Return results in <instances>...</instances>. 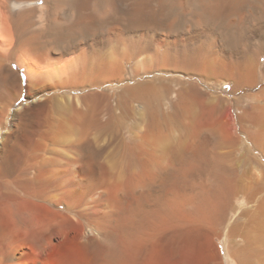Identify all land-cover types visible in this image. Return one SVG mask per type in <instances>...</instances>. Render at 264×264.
Masks as SVG:
<instances>
[{
    "label": "bare ground",
    "instance_id": "6f19581e",
    "mask_svg": "<svg viewBox=\"0 0 264 264\" xmlns=\"http://www.w3.org/2000/svg\"><path fill=\"white\" fill-rule=\"evenodd\" d=\"M40 1L0 0V264H131L241 232V177L216 148L244 127L228 136L218 88L264 82V0H44L45 17ZM12 60L31 78L23 129Z\"/></svg>",
    "mask_w": 264,
    "mask_h": 264
},
{
    "label": "rangeland",
    "instance_id": "374dc122",
    "mask_svg": "<svg viewBox=\"0 0 264 264\" xmlns=\"http://www.w3.org/2000/svg\"><path fill=\"white\" fill-rule=\"evenodd\" d=\"M40 3L42 6L45 5L44 0H41ZM43 12L45 17V6ZM253 45L254 48H252L250 55L254 57L255 60L257 58V63L259 65L262 64L261 66L264 68V45L258 44L257 42ZM8 65L12 71L8 73L5 72L8 81L2 92L5 98L12 96L11 94H21V97L12 105L11 109L16 111L23 107V109L19 110L22 121L19 125L20 128L23 129L27 124L29 117L33 116L31 115V112L34 111L31 109L30 104H28L29 101L27 98L31 78L18 60L9 61ZM16 78L19 80H16ZM246 80H248V82L252 81L250 76L244 79V81ZM221 85L222 87L218 88L221 92L219 94H222L225 98V104L221 113L225 117L223 123L226 130L229 132L228 136L233 135L237 125H242L241 130L244 127L241 138L237 143L226 149L216 148V151L228 153L229 161L227 163H229L231 167L236 168L241 177L243 187V203L241 202L243 222L241 232L240 229H238L236 232L234 230V232L232 231L234 235H232L231 232L229 234V230L231 231L233 229L231 228L233 215H231L232 217L229 220L231 222L227 227V234H229L227 236L228 242L225 241L224 238L221 240L219 237L214 240H208L207 238L193 240L188 237H182L177 243V248H156L155 245H152L151 248L143 249L144 253L142 252L143 255H141L138 262L133 260L134 258L131 260V256L129 257L128 262H132L133 264L134 262L145 264V262L150 263L154 261V264H264V125L259 127L258 124L264 120L256 121V118L253 115L257 113L253 114L252 111L254 110L250 109L251 104L255 102L246 99V97L255 95L264 90V82L258 86L245 85L236 92L231 91V88L233 87L232 81L227 83L221 81ZM211 86L213 88L212 90L217 91L216 87L214 89V86ZM53 91L54 90L51 89L48 90V94H52ZM61 93L64 94L67 92L62 90ZM80 93L81 92L77 91L73 94L79 95ZM238 99H241L238 106L240 107L242 104L243 108H237L236 102ZM261 101L262 102L259 103H263L264 97L261 98ZM231 104H233V108H231ZM237 113L241 114V119H239L241 120V123L239 122L236 124L235 121L238 119ZM36 118L40 121L49 120L45 115L44 117L42 115ZM18 123L19 122H16V124ZM212 141L215 140L212 138ZM213 144L214 142L212 143V146ZM53 145L54 144H51L52 147H54ZM57 147L58 150H62L63 148L62 145ZM48 155H51L50 157L53 158H58L56 156H59L57 153H49ZM184 166L185 168L189 167V161L184 164ZM58 169L59 168L50 165L46 169V175L51 176L58 174ZM237 232H240L239 234L241 236L240 245L234 246L232 241L234 238H237L235 236ZM56 240L57 239H55V242ZM12 243L13 247L26 248V246H22L18 240L14 238ZM228 243L229 247L227 246ZM124 249L125 251L129 250L128 248ZM23 251L24 250H21V252L17 251V253L19 252L20 255Z\"/></svg>",
    "mask_w": 264,
    "mask_h": 264
}]
</instances>
